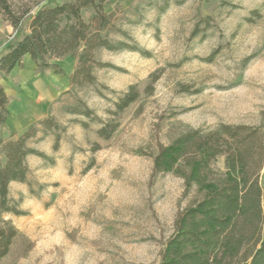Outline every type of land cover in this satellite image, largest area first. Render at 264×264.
I'll list each match as a JSON object with an SVG mask.
<instances>
[{
  "label": "rangeland",
  "instance_id": "374dc122",
  "mask_svg": "<svg viewBox=\"0 0 264 264\" xmlns=\"http://www.w3.org/2000/svg\"><path fill=\"white\" fill-rule=\"evenodd\" d=\"M62 1L7 0L11 13L0 5V53L27 35L42 7ZM104 8L111 22L102 34L124 47L97 50L94 81L71 85L74 55L33 72L56 90L44 116L54 125L29 124L38 129L29 145L44 155L31 153L26 180L10 183L19 212L3 215L20 236L2 264H160L194 193L175 172L156 170L160 148L189 128L264 123V0H109ZM20 77L0 73L6 86ZM133 83L140 96L113 115ZM27 84L28 94L37 89L34 76ZM111 118L119 127L99 136ZM14 122L0 124V146L29 128L13 131ZM213 164L224 169V156ZM261 178L264 190V170Z\"/></svg>",
  "mask_w": 264,
  "mask_h": 264
},
{
  "label": "trees",
  "instance_id": "16d2710c",
  "mask_svg": "<svg viewBox=\"0 0 264 264\" xmlns=\"http://www.w3.org/2000/svg\"><path fill=\"white\" fill-rule=\"evenodd\" d=\"M106 1L65 0L42 7L32 16L27 35L0 56V73H10L22 65L27 54L40 68L52 66L51 58L74 55L78 64L70 75L71 85L94 81L97 50L102 46L112 50L124 47L121 42L112 44L101 32L111 22V14L104 8ZM0 5L11 13L7 0H0ZM87 7L94 9L90 21L82 17ZM11 20L16 27L22 23L19 17ZM53 67L62 71L57 65ZM140 93L136 83L130 85L115 102L112 114L125 110ZM8 103L0 80V124L10 114ZM115 119L105 121L98 135L109 138L119 127ZM39 123L54 125L51 118ZM37 131L32 124L21 135L1 142L0 264L12 253L20 236L13 222L3 215L5 211L19 212L10 205V183L26 180L31 153L44 155L29 145ZM55 139L57 148L59 135ZM219 156H224V169L213 164ZM154 166L160 172H175L194 191L175 222V232L161 250L160 264H264V123L186 129L160 148Z\"/></svg>",
  "mask_w": 264,
  "mask_h": 264
},
{
  "label": "crops",
  "instance_id": "0c3cea01",
  "mask_svg": "<svg viewBox=\"0 0 264 264\" xmlns=\"http://www.w3.org/2000/svg\"><path fill=\"white\" fill-rule=\"evenodd\" d=\"M3 53L5 52H1L0 56ZM31 62L36 65L34 68V64L32 65ZM21 67H24L25 69L23 70ZM36 68H40L39 64H37L30 54H27L22 60V65L13 68L10 73H3L5 76H8V78L9 76L17 74L20 75V78L22 79L20 83L14 84L13 87L6 86L4 83H2L6 94L9 96L8 110L10 111V114L5 122H9L10 119L15 120L13 126H16H14L13 131H23L29 126L30 123H34L37 121V119L41 120V118H44V116L48 113V107L57 96L55 94L56 90L54 86L52 87L50 85L49 87H45V79H42V77L36 73L34 75L33 72H35ZM33 76L36 81L37 89L31 91L28 94V91L26 90L28 85L27 82ZM35 94L38 95L36 104L31 103L35 97Z\"/></svg>",
  "mask_w": 264,
  "mask_h": 264
}]
</instances>
